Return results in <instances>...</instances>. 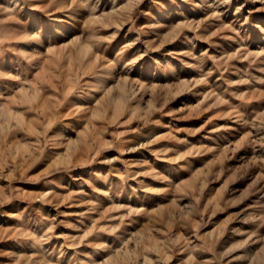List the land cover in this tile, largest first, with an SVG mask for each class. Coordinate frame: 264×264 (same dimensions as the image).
Here are the masks:
<instances>
[{
    "label": "rangeland",
    "instance_id": "1",
    "mask_svg": "<svg viewBox=\"0 0 264 264\" xmlns=\"http://www.w3.org/2000/svg\"><path fill=\"white\" fill-rule=\"evenodd\" d=\"M0 264H264V0H0Z\"/></svg>",
    "mask_w": 264,
    "mask_h": 264
}]
</instances>
